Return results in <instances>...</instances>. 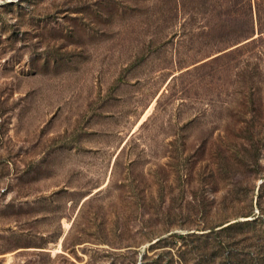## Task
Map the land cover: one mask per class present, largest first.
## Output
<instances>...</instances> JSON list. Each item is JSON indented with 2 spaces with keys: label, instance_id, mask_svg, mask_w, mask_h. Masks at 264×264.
Listing matches in <instances>:
<instances>
[{
  "label": "rangeland",
  "instance_id": "374dc122",
  "mask_svg": "<svg viewBox=\"0 0 264 264\" xmlns=\"http://www.w3.org/2000/svg\"><path fill=\"white\" fill-rule=\"evenodd\" d=\"M264 264V0H0V264Z\"/></svg>",
  "mask_w": 264,
  "mask_h": 264
},
{
  "label": "water",
  "instance_id": "95a60500",
  "mask_svg": "<svg viewBox=\"0 0 264 264\" xmlns=\"http://www.w3.org/2000/svg\"><path fill=\"white\" fill-rule=\"evenodd\" d=\"M140 263H141V261L138 264H140Z\"/></svg>",
  "mask_w": 264,
  "mask_h": 264
}]
</instances>
